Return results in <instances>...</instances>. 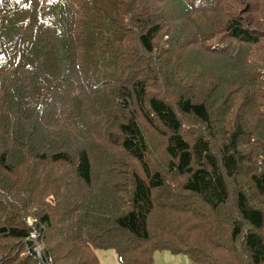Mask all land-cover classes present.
I'll list each match as a JSON object with an SVG mask.
<instances>
[{
  "label": "trees",
  "instance_id": "16d2710c",
  "mask_svg": "<svg viewBox=\"0 0 264 264\" xmlns=\"http://www.w3.org/2000/svg\"><path fill=\"white\" fill-rule=\"evenodd\" d=\"M229 1L0 0V264H264V29Z\"/></svg>",
  "mask_w": 264,
  "mask_h": 264
},
{
  "label": "rangeland",
  "instance_id": "374dc122",
  "mask_svg": "<svg viewBox=\"0 0 264 264\" xmlns=\"http://www.w3.org/2000/svg\"><path fill=\"white\" fill-rule=\"evenodd\" d=\"M229 7L232 8V11L237 15H240L243 20L248 22H261V26L264 29V0H230L228 3ZM222 14V13H221ZM219 14V16L221 15ZM217 14L210 15L209 17H215ZM260 29V28H259ZM167 38L160 37L158 38L156 44L160 49H163L166 46ZM257 61L256 65L264 69V42L260 45V51L254 57ZM219 58L215 55H211L201 60V54L198 52L191 53L190 58H185L180 63V68H182L183 75H187L190 70L195 72L194 76L198 80L205 83L207 79L213 81L216 77L215 70H217L216 65L221 66ZM199 62V64H198ZM200 64L202 66H200ZM225 71V68L222 67ZM173 72V71H172ZM203 76L205 80H202ZM210 81H207L209 83ZM223 85L227 87L226 82L223 81ZM205 86L202 87L199 91H205ZM210 98H213V92L209 91ZM171 100V98H169ZM157 225V224H156ZM200 236L196 240H199ZM97 257L99 264H120L117 254L114 250H97ZM155 264H193L191 260L183 253L173 254L169 251H157L154 255ZM89 263V262H88Z\"/></svg>",
  "mask_w": 264,
  "mask_h": 264
}]
</instances>
